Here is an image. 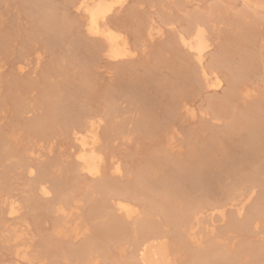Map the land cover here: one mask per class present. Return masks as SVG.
I'll use <instances>...</instances> for the list:
<instances>
[{
  "label": "rangeland",
  "instance_id": "374dc122",
  "mask_svg": "<svg viewBox=\"0 0 264 264\" xmlns=\"http://www.w3.org/2000/svg\"><path fill=\"white\" fill-rule=\"evenodd\" d=\"M42 2L46 13L54 15L57 35L56 32L47 34L44 28L35 32L36 29L24 12L26 8L33 7L31 0H0V137L5 138L10 146V154L0 147V264H76L74 257L65 258L66 248L81 244L83 238L102 224V217L95 216L88 220L85 212L90 210L92 200H99L101 195L108 199L115 197L114 185L122 189H137L133 195V205L141 214L139 217L146 218L162 236L173 232L183 234L184 231H181L180 225L173 227L167 224L163 213L156 206L165 191H169L171 201L168 205L171 210L168 209L175 212L176 221L185 219L188 212L194 211L189 208L194 206L203 208L199 216L201 222H206L213 214V222L207 221L208 229L204 232L208 236L204 237L203 234V238L214 236L210 241L218 247V251H224L225 256H217L219 263H225L240 244L254 246L261 240L260 244H263L261 224L251 226L252 229L245 232L247 235L229 231L226 222L219 219L215 210L223 208L227 216L224 221H227L232 212L227 196L232 193V198L236 200L252 191L244 213L237 219L241 222L247 218L248 209L263 192V188L250 179L255 177L252 175L257 169L264 166V148L256 147V150L248 152L241 144L245 142L242 140L247 137L248 129L258 125L264 128V15L254 14L248 7H243L240 1L127 0L125 6L114 12L108 20L120 28L135 56L112 64L100 55L93 56L92 44L98 46L100 41L84 33L79 17L69 4L70 0ZM214 6L218 9H212ZM193 14L210 20L207 22L211 24V49L205 56V65L220 55L215 70L222 85L218 90L203 88L194 61L175 44V36L185 30L189 19L195 17ZM235 16L240 17L234 21ZM149 24L154 28L159 27L161 35L150 38ZM231 74L236 81L233 86L235 95L222 111L219 109L218 113H213L207 104L222 99L228 90L227 79ZM16 82L21 83V88L14 87ZM54 93L60 94L65 104L74 107L70 115H75L76 120L82 122L87 118L93 124L105 157L102 177L92 180L73 177L67 172L74 163L72 153L76 150L71 133L77 128L71 121L67 126L50 129L46 138L38 137L29 130V123L43 113L39 102L41 95ZM147 105L152 108L153 123L142 132H137L136 123ZM170 106L181 108L170 110ZM17 108L18 114L14 116ZM188 110H194L193 118L189 116ZM227 124L235 126V130ZM203 126H207L206 129H202ZM223 131L229 132V135H224ZM189 159H196V172L201 175L212 174L210 184L207 183L209 186L206 190L198 191V176L196 180L193 172H185L181 179L184 190L179 193L172 188L176 183L177 166H183ZM24 160L26 166L30 165L33 169L31 175L25 173ZM44 165L50 166L44 179L49 196L43 200L37 195L34 197L39 203L45 204L54 200L56 191L67 192L74 207L70 217L77 222L73 221L80 231L87 229L84 236L75 240L55 237L52 230L54 222L51 220L57 215H44L40 211L33 216L27 214V202L32 196V192L28 193V185L39 182L38 173H41ZM113 166H120L121 176L111 173L110 168ZM104 179L106 187L103 194L90 190L87 196L84 195L87 188ZM227 190L231 192L226 194ZM7 201H15L19 206L17 219L10 220L5 216L4 203ZM145 205L148 208L145 210L151 214L146 211L143 216L142 208ZM132 226L130 221L127 226L128 240L121 252L123 264L131 263L130 253L135 242L131 239ZM11 228L18 230V243L22 254L26 252L25 259L15 256L11 244L9 246L4 241ZM111 235L105 241L108 248L113 246ZM201 240H198L200 246L195 251L194 243L183 245L184 255H181L180 247L175 246L173 249V245L172 249L177 252L173 251L176 257L172 264L197 262L198 251L204 256H213L216 249L211 247L208 252L204 251L201 245L205 242ZM111 253L116 260L119 259L116 251L112 250ZM100 254L96 255L97 264H108V256ZM243 255L247 256V252ZM243 255L232 262H242L245 259ZM87 263L93 264H84ZM194 264H199V260Z\"/></svg>",
  "mask_w": 264,
  "mask_h": 264
},
{
  "label": "bare ground",
  "instance_id": "6f19581e",
  "mask_svg": "<svg viewBox=\"0 0 264 264\" xmlns=\"http://www.w3.org/2000/svg\"><path fill=\"white\" fill-rule=\"evenodd\" d=\"M42 1L43 0H31L33 7L26 8L24 11L26 13L25 15L28 16V18L30 19L29 21H31V23L33 24L32 26L36 29V30L33 29L35 30V32L41 31L42 28H44L47 34L49 33L50 35V33L56 32L55 34L57 35L58 34L57 24H55L56 21L53 20L54 15L51 16L50 15L51 13H46L45 6H43L45 4H43L44 2ZM230 1L232 2L240 1L244 5V6L242 5L243 7H248V9L252 10L253 13L256 12L258 15L259 14L264 15L263 14L264 13V0H230ZM126 3H127V0H70L69 2L71 8L74 10V12L77 14V16L80 19L79 24H80V27L84 29L83 30L84 33L88 37H92L100 41L99 42L100 45L95 46L94 44H92L93 48L92 46H90L92 48V51L94 52L93 56L96 55L97 57H99L100 55L108 63L113 64L114 62L129 60L135 56L134 50L131 49L129 42L126 39V36H124L120 28L115 24H111L108 20L109 17L112 14H114V12H117L118 10L122 9ZM216 7L217 6H214L213 8L212 7L211 8L215 9ZM193 15L195 16V14ZM238 17L235 16V19L233 20L236 21ZM206 19L200 15L192 17L187 22V27L185 28V30L177 33V36H175L174 40H175V44L179 48L183 49L185 54L188 55V57L194 61L196 68H197L196 70L202 79L201 85L203 86V88L210 89V90H218L221 88L222 85H221L220 79L216 76L215 70L219 65L218 58L220 57V55H218L217 57L215 56L214 58H212L210 63L205 65V61H206L205 56L207 55V53H209L208 51L211 49V43H210L211 40L209 39L210 37L209 29L211 28L209 27V25L211 24H208L210 20H206ZM243 19H245V16L243 17ZM148 26H150V24ZM161 33L162 32L159 27L154 28L150 26L148 30V36L150 38H152L155 35L160 36ZM49 39H50V36H49ZM233 77L231 74V76H229V78L227 79L229 87H228V90L225 92V94H223L222 99L214 100V102L209 101L211 103L207 104L208 106H210L213 113H218L219 109L220 111H222L221 109L225 108V105L229 103L230 100L232 99V96L235 95V92L233 91V86H234V83H236V81H234ZM20 82H23V81H20ZM20 82L14 83V87L21 88ZM26 84H28V82H26ZM173 88H176V87H173ZM55 94L56 93L52 95L50 94L41 95L42 99L39 102L42 107L43 113L36 120L33 119V121L29 123V126H28L29 130L31 131V133H33L34 135L38 137L46 138L48 136L50 129L52 130L54 127L56 126L59 127L61 125H63L62 127H64V125L67 126L68 122L71 121L72 124L76 125V128H77V129H73L71 133V136H72L71 139L73 140L75 144L74 146L76 150L72 153L73 155L72 160H74V163L73 165L71 164L72 166H70V168L68 169L69 171L67 172L71 174L73 177H85L87 179H92V180H96L102 177L105 171V157H104L103 152L100 150L101 148L99 147V140L97 138L98 136H96L94 132L93 124L90 121H88L89 119L87 118H85L82 122H80L79 120H76L77 118L74 117L75 115L74 116L70 115L74 107L72 108L71 105L65 104L66 102L63 101L62 98H60V94L59 95L58 94L55 95ZM15 103H17V101H15ZM17 105H19V103L16 104L14 108H16ZM172 107L170 106V110L176 109ZM180 108L177 107L176 110H179ZM188 111H189L188 112L189 116L193 118L195 116L194 110H188ZM14 112H15L14 116L15 115L17 116L18 108L17 110L15 109ZM152 113H153L152 108L149 107L148 105L142 109L141 117L139 121L136 123L135 130H137V132H142V130H145L150 124L153 123ZM109 115H110L109 113L106 114L107 120L109 119ZM235 123H236V120L234 122V125ZM206 127L207 126H203L202 129H206ZM230 127L231 129L235 130V126H230ZM247 132H248L247 137L244 138V140H242L245 142L241 144L245 146V149H247L245 151L251 152V149L256 150V147L264 148V145H262L261 143L264 141V137H263L264 128L263 127H260V125H258L254 128L248 129ZM222 133H224V135L226 134L229 135L228 134L229 132H226V131H223ZM213 137L214 135H212V138ZM259 137H262V139L260 140ZM8 143L9 142H7L5 138L3 139V137H0V147L5 148L6 151H8L10 154V146L8 145ZM101 145H104V144L101 143ZM105 151H106V148H105ZM244 156H247V155H244ZM195 160L189 159L188 161L186 160L183 166H177L178 170H177L176 179H175L176 183L174 187H172L177 192L180 193V192H183L184 190V185L181 182V179L183 175L185 174V172L187 173L193 172V174L196 175V180L198 176V181L196 182L198 183V185H196L198 187L196 188L198 191H204L206 190L205 188L209 186L207 183L210 184L209 180L212 174L206 173V175L205 174L201 175L200 172H196L197 170L196 171L194 170L196 168L194 167L195 166L194 164L196 163ZM25 161L26 160L23 161L24 163L23 165L26 168L25 173H28L29 175H31L33 172V169L31 168L30 165L26 166L25 163L27 162ZM44 164H46V162ZM115 164L116 163H114L113 165ZM44 166L45 167H43L42 170L40 168L41 173H38L40 174L39 182L28 185V187L30 188V191L28 193L31 194L30 192H32L31 194L32 196L29 197V202H27L28 203L27 204L28 205L27 214L29 213L30 215L33 216V214L35 215L37 211H40L39 213L42 212L44 215H57V218L55 219L52 218L51 220V222H54V226L52 230H53V235L55 237H69V240L70 238L75 240V238L77 237L84 236L87 232V229L80 231L79 228H77V226L74 224L75 222L74 218L70 217V213L74 209V207L72 205L73 204L72 200L70 199L69 195H67L68 194L67 192H65L64 194L63 192L61 193V192L56 191L55 197L53 198L54 200L51 199L52 202L45 203V204L44 202L42 204L39 203V200L36 199L37 197H34L35 195H37L39 196L38 197L39 199L43 200V198H46L49 196V191L47 190L46 186H44V179L47 176V173H48L47 170L50 166H47V167L46 165ZM110 170L112 174H117L120 176L122 175L120 166H115V167L113 166L110 168ZM257 170H258L256 171L257 174L254 173L252 175L255 177L253 178L252 176H250L252 177L250 180H252V183L258 184L260 188H263L262 189L263 192L262 193L260 192L261 195H259V197L256 199L257 201L253 203V206H251L248 209L247 218H245L244 220L240 219L241 222H238L237 220L244 213L246 204L250 201L252 197V194H253L252 191L250 193H247L246 196H242V198H239L236 200L235 198H232V195H233L232 193H230L227 196V199L230 200L229 201L230 207L232 208L231 210L232 212L230 216L227 218L228 219L227 221H224L227 216H225L223 208L216 209L215 212L217 213L221 221L226 222V228L229 229V231H238L239 233L243 234L245 232H248L250 229H252L250 228L251 226L256 227L257 224H261L262 226L261 232L263 233V237H264V178H263L264 177V166H261ZM8 171H10V167H8ZM2 176H4V174ZM4 178L5 176L3 177V179ZM49 182H51V180ZM82 182H83V179H82ZM54 185L55 187L58 186L57 184H54ZM105 187H106V180L104 179L98 182L97 185L87 188V190L85 191L86 193L84 195L87 196V192H90V190L103 194V190ZM137 188H140V187H137ZM113 191L116 195L115 197L114 196L109 197L108 199L105 195H101V198L99 200H92L90 210H87L85 212L86 216L89 217V218L87 217L88 220H90V218H93L95 216H98V217L100 216L102 217V224L99 227L95 228L88 237L83 238V240L81 241V244H78L76 247L70 246L66 248V252L64 255L65 258L68 259V258L74 257L76 259L75 261H77L78 264H84L86 262H89V263L92 262L93 264H97L98 261L96 260L97 259L96 255L98 253L99 255H101L100 253H103L104 257L105 255L108 256L107 257L108 264H118L119 262L120 264H123V256H121V252L122 250H124L123 248H125L124 247L125 241L128 240L129 230L127 226H128V223L131 221L133 225L131 228L132 230L131 239L133 242L134 241L135 242H134L132 251L130 253L131 263H127V264H172V260L176 257L174 256L175 253H173V251L177 252V250H173L175 249V246L180 247L181 251L180 250L179 251L182 252L181 255H184L185 249L183 245H185L186 243L187 244L189 243L188 245H191L192 243H194L195 244L193 245L194 249L193 248L192 249L195 251V249L198 248L197 246H200V241H198L199 239L200 240L203 239L201 241L206 243V244L204 243L205 245L202 244L203 246L201 245L204 251L208 252L211 249V247H213L214 250L216 249V253L213 256H210V255L204 256L202 255L200 251H198L199 253H197L196 259L199 260V264H264V242L263 244H260L262 243L263 240H261V242L258 245H254V246H249V244L248 246L247 245L243 246L242 244L238 245L236 251L231 253V256L225 260V263H219L217 260V256L219 257H221L222 255L225 256V254H223L224 251L220 249L218 251L217 249L218 247L212 244L210 240H212L211 238H213L214 236L213 237L210 236V238L208 237L203 238V234L205 235L204 232H206L208 229V222H213V214H210L209 218L207 219L208 222L202 221V222H205V223H202L199 216L202 215L203 208L198 209V206H194V208L193 207L189 208V210L193 209L194 211H191L190 213L188 212L185 219L183 220L181 219L182 221L180 220L176 221L175 220L177 218L175 217L176 214L175 212L170 211L171 209H170V206L168 205L170 204L169 201H171L169 191L164 192L163 198L160 201L156 202V206L163 213L165 219L167 220V224L173 227H178L180 225L181 231L184 230L183 234L173 232L172 234H166L167 236L159 235L157 228L155 229L153 227V224H150L146 218L139 217L140 213H138V210L136 209L135 205H133V203H135L134 202L135 198H133V195L136 193L137 189L135 188L122 189L114 185ZM228 192H231V191L227 190L226 194H228ZM4 204H5V216L8 217L10 220L17 219L19 216L20 208L16 204V202L7 201ZM141 204L144 205V203H141ZM136 205L138 206L140 204H136ZM145 206L146 207L143 206L142 208L143 216L145 215L146 211H148V210H145V209H148L147 205ZM168 207L170 210L168 209ZM138 209H140V207H138ZM149 210H152V209L149 208ZM148 213L151 214L149 211ZM71 216L73 215L71 214ZM86 216L84 217L85 219H86ZM68 218L70 219L73 218V219H71V222H70L69 221L70 219ZM79 220H80V217L78 221ZM178 221L181 223L178 225L175 224V223H179ZM70 223H72V225H70ZM16 229L17 228H11L8 231L9 236L7 235V238L6 240L4 239V241L9 246L11 244L12 252L15 256L25 259L26 252L22 254L20 250L21 249L19 246L20 235H18L17 233L18 230L16 231ZM109 235H111L113 239L112 240L113 246L110 248L106 246V242H105ZM209 235H212V234H209ZM216 235L219 236V233H216ZM243 235H247V234L245 233ZM206 236H208V234L205 235L204 237ZM171 240H174L176 242L172 243ZM2 241H3V238H2ZM40 241L44 242V240H42L41 238H40ZM2 243L4 244V242ZM173 245H174V248L172 249ZM112 250L116 251L119 254L118 260H116V258H114L111 255ZM245 252H247V256L243 255L245 254ZM195 253L196 252L192 254H195ZM93 255H95L94 258L92 257ZM241 255H243V257L245 258L243 259L242 262H238V263L232 262L233 259L239 260V257ZM46 260L53 261V259H46ZM197 262L193 261V262H190V264H194Z\"/></svg>",
  "mask_w": 264,
  "mask_h": 264
}]
</instances>
